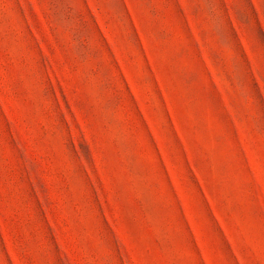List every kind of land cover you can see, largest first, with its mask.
I'll return each mask as SVG.
<instances>
[{
    "label": "rangeland",
    "instance_id": "374dc122",
    "mask_svg": "<svg viewBox=\"0 0 264 264\" xmlns=\"http://www.w3.org/2000/svg\"><path fill=\"white\" fill-rule=\"evenodd\" d=\"M0 264H264V0H0Z\"/></svg>",
    "mask_w": 264,
    "mask_h": 264
}]
</instances>
